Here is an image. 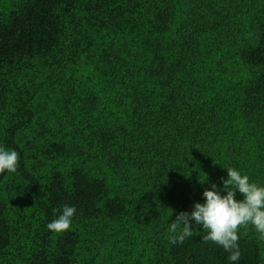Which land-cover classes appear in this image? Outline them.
<instances>
[{
    "label": "trees",
    "instance_id": "16d2710c",
    "mask_svg": "<svg viewBox=\"0 0 264 264\" xmlns=\"http://www.w3.org/2000/svg\"><path fill=\"white\" fill-rule=\"evenodd\" d=\"M0 147V264H264L251 224L168 240L227 167L264 187V0H0Z\"/></svg>",
    "mask_w": 264,
    "mask_h": 264
},
{
    "label": "clouds",
    "instance_id": "9594fccd",
    "mask_svg": "<svg viewBox=\"0 0 264 264\" xmlns=\"http://www.w3.org/2000/svg\"><path fill=\"white\" fill-rule=\"evenodd\" d=\"M17 169L18 153L0 147V173L5 170L16 173ZM226 169L227 179L221 177L222 191L226 195H222L217 185L212 183L211 190L205 189L203 192L204 203H195L191 212L181 211L171 222L168 240L173 245L183 244L187 238L200 234L193 229V225L200 226L206 232L202 241H212L222 246L230 253L228 259L236 262L241 256L238 245V229L241 226L251 224L259 233V238L264 240V187L255 182L250 183L247 175H242L233 167ZM237 192L242 195V199L235 198ZM75 212V207L64 206L58 219L46 225L47 229L56 234L69 230Z\"/></svg>",
    "mask_w": 264,
    "mask_h": 264
}]
</instances>
